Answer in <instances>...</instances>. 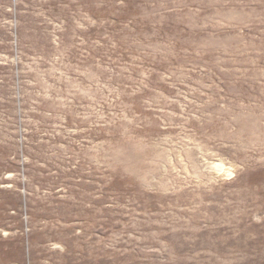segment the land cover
I'll return each mask as SVG.
<instances>
[{"label":"rangeland","instance_id":"374dc122","mask_svg":"<svg viewBox=\"0 0 264 264\" xmlns=\"http://www.w3.org/2000/svg\"><path fill=\"white\" fill-rule=\"evenodd\" d=\"M0 264H264V0H0Z\"/></svg>","mask_w":264,"mask_h":264}]
</instances>
